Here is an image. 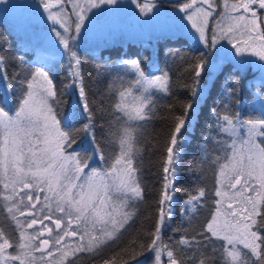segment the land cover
I'll use <instances>...</instances> for the list:
<instances>
[{"label":"snow or ice","instance_id":"obj_1","mask_svg":"<svg viewBox=\"0 0 264 264\" xmlns=\"http://www.w3.org/2000/svg\"><path fill=\"white\" fill-rule=\"evenodd\" d=\"M204 2L208 3V0H204ZM250 2L255 3L256 0H250ZM41 3L45 11L49 13V20L59 23L64 28V32L68 33L69 25L72 22L62 21L58 18L57 13L51 12L50 9L55 6L54 4L46 2V0H41ZM59 3L61 0H56V4ZM85 3L89 8H96L103 4L113 5L116 0H85ZM259 4L261 8H264V0H259ZM208 6L211 8L212 4L208 3ZM241 6L244 11H249L248 4ZM192 7L193 4L186 3L181 7V11ZM77 8L81 9V12L84 8L79 3L74 5L73 14L77 16L75 28L76 31H79L84 16L75 12ZM196 11L200 12V9H196ZM203 15L206 18L210 13L204 12ZM253 16H255V12H253ZM188 19L193 20L191 14ZM228 19L243 21L245 17H228ZM205 25L194 21L192 23V27L200 33L201 42L205 40ZM236 27L238 28L239 25L237 24ZM53 31L69 53L71 83L65 87L75 86L78 89L83 111L89 118V123L84 125L83 130L90 131L92 113L83 87L80 60L69 46V40H74L75 37L61 35L55 28ZM221 32H225V29L221 28ZM232 32L233 26L228 25L225 36ZM259 38L264 39V37ZM215 42L216 38L214 37L213 44ZM233 46L236 48L237 54L249 50L247 46L240 47L235 44ZM253 54L264 60V48L260 51L253 49ZM122 63L126 68L135 71L137 79L132 81V85L140 86L141 93L135 94L131 86L124 87L123 85L116 90L117 102L113 105L114 111L122 113L126 119L121 124L118 134L112 133L119 146V152L107 169L92 168L86 172L85 169L89 167L86 158L78 153H72L69 156L63 155L64 146L71 147L74 143L73 131L61 128L57 114L49 103L50 99L58 102V98L47 73L37 69L31 73L29 78L21 81L23 85H26V91L23 92L14 114H10L5 108L0 107V183H3L5 189L9 187V184L12 187V195L5 196L4 199L11 201V206H6L7 211L15 223V229L19 232L17 240L0 226V264H9V261H19V264H25V260L22 259L24 253L28 250L42 251L49 245L48 239H39L40 236H43V231H40L39 234L27 232V229L33 228L38 223L47 230L49 236L52 237V242L57 245L61 244L65 237L78 234L75 229L68 231L73 222L78 226H84L81 240L87 236V246L79 244L74 249L64 250L63 258H67L75 256L78 252H98L109 242L119 239L122 230L136 215L135 204L138 201H143L144 188L140 176L141 168L136 163L140 152L136 146L138 126H135L133 122L145 121L150 118L152 97L143 95L144 92H147L149 88H156L167 94L170 87L166 71H161L160 75L148 76L140 69L136 60L123 61ZM202 70V61L191 66L194 83L190 92L195 99L184 105L181 115L174 117L175 123L166 146L163 168L165 173L164 190L159 201L162 207L159 209L156 228L149 234L152 237L151 242L145 249L155 254L153 264H161L162 254L167 256L168 264H181L169 245L164 244L161 233L166 218H170L172 215L170 202L175 191L173 183L187 140L182 130H185L189 125L190 113L193 117L196 115L195 106L203 95V90L198 91L197 88ZM0 72H3L6 77L2 55H0ZM118 79H122V77ZM37 82H41L39 91L34 87ZM231 95L232 89H226V99L221 101L223 109H213L212 115L215 122L211 127L220 133L232 136L237 125H247L248 139L242 140L240 143L244 146L250 144L252 146L237 148V141L233 139L232 143L225 145L232 151L224 156L215 157L213 161L217 164L215 196L220 199L214 202L217 207L205 229L211 236L205 235L204 241L211 243L213 238L223 241L219 248H213L214 253L221 252L223 264H256V262L264 264V235L258 234L259 228L264 226V147L255 146L251 139L257 134L264 136V119L240 121L238 117L233 116L227 102ZM116 120L120 121V117H116ZM211 138L215 140V137ZM207 139H209L208 136L205 137V140ZM204 148L205 145H201L202 152ZM97 151L99 152V149ZM204 155L206 156L207 153L204 152ZM100 159L104 160L102 154ZM221 160L224 162L220 163ZM66 161H71V164ZM18 186L19 191L17 190ZM112 193L116 195L113 196ZM205 194V189H199L198 195L190 196L185 201L189 207L182 211L194 212ZM53 202L55 209L52 207ZM225 202L227 203L226 208L224 207ZM29 206L36 211L28 210ZM45 208L49 212L53 210L59 212L62 216L56 219H53L51 215H43V219L35 218L38 212L42 214ZM15 213L33 218L30 221L19 220ZM64 217H67L68 225L62 228ZM221 217H223L222 221ZM43 220H51L57 230H62L63 235L57 232L55 236H52L53 229L43 224ZM37 240H39L40 247L34 243ZM192 243L193 241L185 237H181L179 240V244L184 246L190 247ZM195 243L204 248L208 246L207 243L201 241H195ZM9 248L16 250L19 254L8 253ZM141 248L144 249L145 246L141 245ZM244 250H248L251 256L256 257V262H253ZM52 255V251L49 250L48 256ZM200 255L202 258L199 260V264H209L211 258L205 257L204 252H201ZM104 264H111V262L105 261Z\"/></svg>","mask_w":264,"mask_h":264},{"label":"trees","instance_id":"obj_2","mask_svg":"<svg viewBox=\"0 0 264 264\" xmlns=\"http://www.w3.org/2000/svg\"><path fill=\"white\" fill-rule=\"evenodd\" d=\"M157 2L164 6H173L182 1L159 0ZM2 24L0 30L3 31L2 35L4 36L0 38V55L4 57V69L6 75L9 76L11 68L19 69L17 55L26 54L28 51L20 47L4 21ZM259 28L263 33L261 20ZM147 43L128 41L125 44L113 43L96 49H80L78 51L83 87L92 113L91 129L87 137L92 148L96 151L99 149L100 154H103L106 148L111 152L114 150L112 133H115L119 123L116 120L117 113L113 109L112 87L117 73L105 62L116 57H135L143 68L148 56ZM10 46L14 48L16 55L11 54ZM174 53L176 55H173ZM155 54L157 62L168 73L170 91L152 102L150 118L138 124L136 146L140 152L136 163L141 168L140 176L144 188V199L135 204L136 215L122 230L119 239L109 242L98 252L82 253L76 258L70 259L66 264H104L105 261H110L111 264H127L141 257L143 258L142 264H149L147 263L148 258L145 257L148 251L145 249L151 242L152 237L149 234L156 228L161 208L159 201L163 190L166 146L175 123L174 117L181 115L184 105L192 101L193 98L190 92L194 83L191 66L202 61L204 68L207 51L182 35L164 34L156 38ZM14 64L17 67H14ZM206 70L203 69L200 79L203 78ZM51 79L58 98V102L53 101V109L57 117L61 118L69 106L71 94L65 86L69 84L70 77L64 70H58L51 74ZM254 88L258 89L259 94L264 95V80L255 78L253 71L249 68L240 69L228 60L221 61L196 105V115L193 117L190 127L182 130V133L187 135V140L173 183L175 191L171 201L172 215L170 218H166L161 233L164 244L169 245L181 264H199V260L202 258L201 252H204L205 257L211 258L209 264H223L221 252H213V248H219L223 241H217L215 238L211 243L204 241L205 235L211 236L205 231V223L214 203L212 189L217 164L213 161L215 157L224 156L227 153L228 148L225 145L229 141L227 134L220 133L211 127L215 122L212 112L213 109H223L221 101L226 99L225 91L232 89L231 98L227 102L233 116H252L264 119V116L248 109V105L252 102ZM75 112L72 111L67 122L71 124L69 130L73 131L74 143L71 147L79 149L82 148V138L86 133L83 130L84 124L89 123V118L84 111L81 115L74 114ZM206 136L209 139L205 140ZM211 137H215V140ZM258 143L260 147H264V136L259 137ZM201 145H205L203 152ZM204 152L207 153L206 156ZM201 188L205 189L206 194L197 204L196 210L191 213L182 211L189 207L183 201L190 196H195ZM2 214L0 208V219H2ZM258 234L264 235V226L259 228ZM181 237L193 241L192 245L190 247L180 245ZM195 241L207 243L208 246L204 248ZM141 245H144L145 248L142 249ZM247 254L253 262H256V257L251 256L248 252Z\"/></svg>","mask_w":264,"mask_h":264},{"label":"rangeland","instance_id":"obj_3","mask_svg":"<svg viewBox=\"0 0 264 264\" xmlns=\"http://www.w3.org/2000/svg\"><path fill=\"white\" fill-rule=\"evenodd\" d=\"M157 1L135 0V2H133V0H116V3L113 5L103 4L96 8H89L86 5L85 0H61V3L59 4H56V0H46V2L55 5L50 11L57 13L60 20L72 22L69 25L70 31L68 33L64 32V28L61 27L59 23H54L49 20V13L45 11L41 0H3V2H0V19L7 24L20 47L28 51L26 54L17 55L18 63L20 65L18 66L19 71L16 70V68H11V74L9 76L6 75V77L3 72H0V107L5 108L10 114H14L19 105V101L23 96V92L26 91V85H23L21 81L29 78L31 73L35 72L37 69L47 73L49 79H51V74L58 70H64L66 74L69 75V53L55 35L53 31L54 28L57 32H60L61 35L75 37L74 40H69V46L71 50L77 54V57L80 49H96L113 43L125 44L128 41L148 42L146 64L143 68L139 65L140 69L148 76L160 75L161 71H166L156 59V38L164 34L182 35L207 51L206 61L204 62V68L207 70L205 71L203 78H199V84L197 85L198 91L202 89L203 93L213 73L217 70L220 62L223 60L232 62L240 69L249 68L253 71V76L255 78L262 81L264 80V60L259 59L258 56L253 54V49L260 51L264 48V39L259 38L264 37V32L262 33L260 31V24L258 25V13L256 12V9H261L259 8V0H256L255 3H251L250 0H208V3L212 4L211 8H209L208 3H205L204 0H195V3H193V0H181L182 2L173 6H164ZM76 3L81 4L84 8L83 12H81V9L79 8L75 9L76 13H80L84 16L79 31H76L75 28L77 16L73 14L74 5ZM186 3L193 4V7L181 11V7ZM243 4L249 5V11H244V8L241 6ZM196 9H200V12H197ZM204 12H208L210 15L205 18L203 15ZM253 12H255V16H253ZM190 14L193 17L192 21L188 19ZM240 16L245 17V20L240 21L237 19H228V17L236 18ZM260 17L264 29V8H262ZM193 21L205 25L204 42H201L200 33L192 27ZM252 21H254V23H252ZM237 24L239 25L238 28L236 27ZM228 25L233 26V32L225 36ZM221 28H224L225 32H221ZM214 37L216 38L215 44H213ZM6 41L8 44L7 39ZM234 44L240 47L247 46L249 50L237 54L236 48L233 46ZM10 48L11 54L16 55L14 48L12 46H10ZM131 60H136L138 62L135 57H116L105 62V64L112 67L117 73L112 83L114 98L113 105L117 102L116 90L120 88L121 85L124 87L131 86L132 91L135 94L141 93L140 86L132 85V81L137 79L135 71L126 68L122 63L123 61ZM14 67L17 66L14 64ZM120 77H122V79H118ZM70 83L71 77L69 80V84ZM34 87L39 91L41 82H37ZM68 89L71 94L68 109L63 113L61 118L57 117L60 121L61 128L66 131L71 127V124L67 122V118L71 115L72 111H76L74 114L77 115L83 113V104L78 89L75 86ZM143 95H151L153 102L164 95V92L159 91L156 88H149L147 92L143 93ZM194 99L195 98L193 97L192 101ZM49 103L53 107V101L51 99L49 100ZM248 109L254 110L259 115L264 116V95L259 94L257 88L253 89L252 102L248 105ZM116 113L117 116L120 117V121H118L119 123L115 130V133L118 134L121 124L126 118L122 113ZM236 117H238L240 121L262 118L252 116ZM192 119L193 116L190 113V121L187 128L190 127ZM140 122L142 121H136L133 123L135 126H138ZM85 132L86 133L82 138V148L78 149L73 147V149L72 147L64 146L63 155L69 156L72 153H78L80 156L86 158L89 165V167L85 169L86 172L90 171L92 168L98 170L107 169L114 162V159L119 152L118 144L113 138L114 150L111 152L110 149L106 148V151L102 154L104 160H101V154L92 148L89 138L87 137L89 131ZM247 132V125H237L234 135L229 136L225 133L229 136L227 144L232 143L233 139H235L237 141V148L251 147V144L244 146L240 143L242 140L248 139ZM183 135L187 138L186 134L183 133ZM260 136L261 135L257 134L251 138L255 146L260 147L258 143ZM85 148L87 149L85 150ZM231 151L232 149L228 148L227 153H230ZM223 162L224 161L221 163ZM66 163L71 164V161H66ZM216 174L217 170L212 189L214 202L220 199V197L215 196L217 188ZM17 190L19 191V186ZM11 195V185L9 184V187L5 189L3 183H0V208L3 213L2 219H0V226L3 227L5 232L11 233V235L18 240L19 232L15 229V223L11 220L10 214L7 211V207L11 206V201L4 199L5 196ZM49 195H51V193H49ZM112 195L115 196L116 194L112 193ZM196 195H198V193ZM188 199H185V201ZM185 201H183V203H185ZM25 202L27 203V201ZM226 206L227 203L225 202L224 207L226 208ZM52 207L55 209L54 202L52 203ZM216 207L217 205L213 203V208L205 223V228L208 222L212 219ZM28 210L36 211L32 210L30 206ZM15 215L19 220L30 221L33 218L27 215L20 216L19 213H15ZM43 215H51L53 219L62 216L59 212L54 210L49 212L48 209L45 208L43 209L42 214L38 212L35 218L43 219ZM222 220L223 217H221V221ZM43 224H46L53 229L52 236H55L57 232H59L60 235H63L62 230H57L55 224H53L51 220H43ZM67 225V217H64L62 228L67 227ZM74 229L77 230L78 234L76 236L65 237L59 245L52 242V237L49 236L46 229L42 228L41 224L38 223L34 225L33 228L27 229V232L29 233L35 232L39 234L40 231H43L44 234L43 236H40L39 239H48L50 243L46 248H43L42 251L28 250L24 253L22 259L25 260V264H66L70 259L76 258L82 253H92L88 251L78 252L75 256L63 258L62 254L64 250L74 249L79 244H84L85 247L87 246L88 237L85 236V238L81 240L84 226H78L73 222L71 227L68 228V231ZM34 243L37 247H40L39 240ZM57 249H60V251H57ZM49 250L52 251V256H48ZM244 251L251 254L248 250ZM7 252L14 255L19 254L12 248H9ZM154 256L155 254L152 251H148L145 255V257L148 258L147 263L153 264ZM142 262L143 258L141 257L127 264H142ZM9 264H19V261H9ZM161 264H168V258L165 254L161 255Z\"/></svg>","mask_w":264,"mask_h":264},{"label":"flooded vegetation","instance_id":"obj_4","mask_svg":"<svg viewBox=\"0 0 264 264\" xmlns=\"http://www.w3.org/2000/svg\"><path fill=\"white\" fill-rule=\"evenodd\" d=\"M259 8H261V7L259 6ZM261 11H262V8L260 10L256 9V12L258 13V25L260 24V20H261V17H260ZM2 21L3 20L0 19V28H2V26H3ZM2 34H3V31L0 30V38H3L4 35H2Z\"/></svg>","mask_w":264,"mask_h":264}]
</instances>
